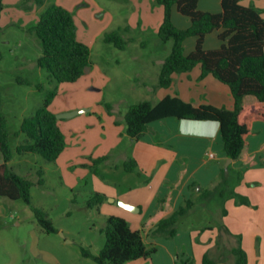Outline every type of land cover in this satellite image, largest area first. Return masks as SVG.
I'll return each instance as SVG.
<instances>
[{"label": "rangeland", "instance_id": "374dc122", "mask_svg": "<svg viewBox=\"0 0 264 264\" xmlns=\"http://www.w3.org/2000/svg\"><path fill=\"white\" fill-rule=\"evenodd\" d=\"M44 3L45 7L61 4L72 13L78 38L90 48L91 66L74 83L50 84L45 71L37 65L41 55L39 41L25 29L33 19L37 22L38 4L31 0H3L0 90L13 151L8 165L13 172L33 182L31 206L22 200L0 198L4 204L0 215V259L11 258L14 264H21V257L26 259L24 264H45L33 252L35 246L50 245L61 258L83 260L80 250L88 248L83 239L99 244L101 233L90 228L99 227L105 218L96 207L86 204L90 195L97 192L94 184L97 175L90 169L91 159L99 158L112 146L117 150L115 153L124 151L128 141V138L121 140L120 136L125 131L124 114L132 104L156 101V88L152 86L160 62L168 56L172 44L158 40L156 19L160 6L155 0H145L141 6L137 0L136 7L128 0H45ZM179 17L178 25L180 21H187ZM117 28H121L127 42L123 50L103 41L105 32ZM189 41L192 40L186 42L185 48L189 47ZM22 79L42 83L46 90L57 88L49 109L59 120L66 148L55 162L49 163L37 154L19 155L15 151L25 139L19 133L21 121L33 114L45 98V91H39L33 84L18 83ZM120 161L116 155L110 165L119 163L122 168ZM104 162L99 169L107 167ZM244 170L243 191L253 201H264V187L247 183L254 173ZM232 182L229 186L234 187ZM32 207L45 211L54 227L63 230V237L59 232L40 231ZM65 238H73L75 242L63 245Z\"/></svg>", "mask_w": 264, "mask_h": 264}, {"label": "trees", "instance_id": "16d2710c", "mask_svg": "<svg viewBox=\"0 0 264 264\" xmlns=\"http://www.w3.org/2000/svg\"><path fill=\"white\" fill-rule=\"evenodd\" d=\"M31 1L39 7L45 2ZM197 2L198 0H155L157 5L163 7V19L157 30V37L162 43H172L170 52L160 67L156 86L168 89L172 85L174 74L189 72L200 66L202 76L212 75L229 87L234 101L233 109L211 105L195 107L176 96H166L155 104L143 100L128 107L124 114V133L131 140H139L149 124L166 118L213 121L219 124L225 156L237 160L250 132L251 123L264 122V105L258 109L246 108L243 105L247 96H253L259 103L264 104V19L256 8L242 6L239 0H221L219 13L200 11ZM2 10L3 0H0V17ZM174 10L189 20L188 28L180 29L173 25ZM26 31L36 36L39 41L41 55L37 59V65L45 71L46 80L50 84L74 83L81 79L91 66L90 48L78 38L74 17L63 6L53 3L44 7L38 14L37 22L30 25ZM121 31V28H117L105 32L104 43L125 49L127 42ZM213 32H218L220 45L218 48L207 50L203 46L204 39ZM188 38H195V45L189 54H185L184 42ZM1 59L0 52V61ZM18 83L33 84L25 79L19 80ZM33 85L39 91H45V98L33 114L21 121L19 133L24 134L25 139L16 146L15 151L19 155L37 154L52 163L66 148L59 120L49 109L52 99L57 95V88L46 90L42 83ZM2 105L0 90V198L22 200L31 206L30 189L33 182L13 172L8 165L12 160L13 151ZM106 159V156L91 159L90 169L93 174L100 176L98 166ZM123 168L129 173L137 171L133 159H128ZM240 179L241 173L238 171L221 170L214 188L204 190L200 200L225 198L232 192L229 182L232 180L234 185ZM105 199V195L95 192L90 195L86 204L88 207L97 208ZM241 202L247 204L245 199ZM192 206V201L189 200L172 215L161 219L155 227V232L173 236L177 222ZM32 211L44 233H57L45 211L33 207ZM101 232L104 234L105 243L96 254L84 248L81 251L83 257L93 260L96 264H125L149 257L154 251L147 249L141 232L131 230L123 218L107 216ZM234 253L238 256V264H245L246 257L242 249L237 248ZM203 264L214 262L205 256Z\"/></svg>", "mask_w": 264, "mask_h": 264}, {"label": "crops", "instance_id": "0c3cea01", "mask_svg": "<svg viewBox=\"0 0 264 264\" xmlns=\"http://www.w3.org/2000/svg\"><path fill=\"white\" fill-rule=\"evenodd\" d=\"M144 1L140 0L139 5ZM128 2H131L132 7H136L137 0ZM220 3L221 0H198L197 8L203 12L219 13ZM239 3L245 7L256 8L264 19V0H239ZM44 7L45 3L39 7L36 14L38 15ZM179 16L181 15L175 10L172 12L173 24L180 29L188 28V19L180 21V25L177 24ZM162 19L163 7L160 6L156 19L157 27ZM34 23L36 20L33 19L30 24L25 25V29ZM188 40L192 41H189V47L185 48ZM194 45L195 38H188L184 42L185 54H189ZM219 45L218 32H213L204 39L203 46L207 50L218 48ZM164 60H161L159 70ZM157 78L158 75L152 86V89L156 88V101H151L153 104L166 96H176L195 107L211 105L233 109L234 101L229 87L212 75L202 76L200 66L189 72L174 74L172 85L168 89L157 88ZM243 105L246 108L258 109L264 104L259 103L253 96H247ZM120 136L123 141L128 138L125 133ZM127 140L124 151L115 153L117 150H113L112 146L103 152L100 157H107L103 163L107 167L99 169L100 176L97 177L100 179H94L96 191L106 197L97 207L103 218H123L131 230L141 232L147 249L154 250L149 257L125 264H203L205 256L214 264H238V256L234 253L237 248L244 252L245 264H264V201L251 200L249 193L244 192L241 185L242 179L246 178L244 168H247L251 170V174L254 173L250 178L252 180L249 179L247 183L253 182L259 187H264L263 121L251 123L239 158L230 161L223 152L219 124L213 121L166 118L149 124L139 140ZM116 155L121 158L122 168L119 163L110 165ZM128 159L135 161L136 172L129 173L124 170L123 165ZM223 169L241 173V179L231 187L232 192L225 198L200 200L204 190L214 188ZM244 199L247 204L241 202ZM189 200L193 206L177 222L173 236L155 232V227L161 219L172 215ZM2 205L4 204L0 203V215ZM104 226L103 222L99 227L90 228V231L99 230L101 233L99 244L94 243L92 239L82 241L93 254L105 243L104 234L101 232ZM58 232L62 237L65 234L63 230L57 229ZM74 242L73 238H65L61 244ZM52 248L50 245L43 248L35 246L33 252L45 264H96L85 257L83 260L61 258ZM3 251L9 257L8 251ZM25 261V257L20 258L21 264ZM0 264H14V261L11 258L0 259Z\"/></svg>", "mask_w": 264, "mask_h": 264}, {"label": "water", "instance_id": "95a60500", "mask_svg": "<svg viewBox=\"0 0 264 264\" xmlns=\"http://www.w3.org/2000/svg\"><path fill=\"white\" fill-rule=\"evenodd\" d=\"M74 114V113H73ZM229 161H230V159H229Z\"/></svg>", "mask_w": 264, "mask_h": 264}]
</instances>
